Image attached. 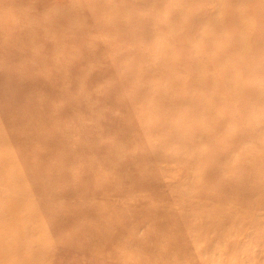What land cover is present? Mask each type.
<instances>
[{"label":"bare ground","instance_id":"obj_1","mask_svg":"<svg viewBox=\"0 0 264 264\" xmlns=\"http://www.w3.org/2000/svg\"><path fill=\"white\" fill-rule=\"evenodd\" d=\"M209 1L213 3L217 1V14L213 16L208 28L200 38L213 47L220 48L221 52L211 55L210 47L207 49L204 45L199 46L196 65L200 67L204 63L222 59L226 64L232 66L234 69L233 77L229 81L225 79L228 83V93H224L221 88L217 87L220 76L211 72L202 73L199 85H208L211 96H199L198 99L205 102L201 103L202 107L187 109L186 107L191 101L190 98L184 95L187 84L177 79H163L167 71L169 74H173L184 69L183 66L180 67L181 63L177 57L170 61L165 56L168 50L167 43L158 45L159 51L164 56L162 55L163 58L159 57L160 62L152 67L153 73L158 74V77L153 80V85L156 87L152 94L153 103L156 106H159L160 103L165 105V119H169L175 114L178 115L177 121L169 126L170 129L166 133L165 139L168 144L175 143L178 146V154L160 152L155 148H152L149 152L141 151L137 147L130 150L126 142L127 139H132L134 142L142 140L141 133L137 131L134 125L130 129L128 127L124 128L120 137L113 139L109 145H102L99 139L106 134L105 131L90 133L88 129L85 130V125L81 121H72V125H70L59 118L60 116L71 115L73 110L83 113V108L77 103L60 109L54 106V101L58 102L66 99L75 92L79 95L78 99L80 101L90 100L91 98V95L82 94L83 89L91 82L89 79L91 72L81 67L92 55L89 56V53L83 51L79 45H77L79 50L77 49V52L72 53L71 48L76 42H70L67 39L69 35L87 31L91 28L83 16L89 13L87 5L72 3V5L59 9L54 17L39 21L36 18L37 11L35 8L24 10L21 8L22 6L18 7L16 5V0L0 1L2 10V13H0V63H5L8 61L6 56L14 54L13 47L19 40V47H16L18 50L24 49V54L27 50L33 52L29 56L26 55L30 58L24 66L26 71L24 77L34 71L37 73L41 71L52 73L49 78H39V86L34 92V102L31 105L29 103V108L23 105L21 109L11 112V114L15 112L18 116L23 117H20V119L13 118L4 123L0 120V123L4 124L5 127L2 132L0 131V145L5 146V142L8 146L16 148L17 154L12 157V161L14 164L23 162L19 166L22 169V177L19 178L31 179L35 183V185L33 184L34 188L31 184L29 188H25L26 194L28 189L32 194L37 193V190H44L36 208L34 203L30 208L37 212V209H39L43 214L55 216L56 222L52 229L57 231L66 241L68 246L65 247H75L84 253H99L100 256L116 258L119 259V264H191L193 262L184 258L174 259L175 261H169L170 259H168L169 255L179 246L180 239L184 237V241H189L183 233L184 229L193 232L194 238L190 240L194 245L192 246L198 248L203 243L200 235L207 232L202 231L200 225L210 224L212 227L217 226L220 220H227L231 225L232 233L242 232L244 227L242 219H235V213L238 209H242V215L248 227L254 219L252 212L254 208L246 199L240 197L249 190L244 191L238 184H234L240 177L237 170L248 168L251 159L235 155L232 158L229 156L231 159L224 157L223 164H221L222 160L219 162L217 159L219 155L216 157L213 154V152L217 153L218 151L216 143L213 144L216 130L212 128L211 124L216 119L223 123L230 119L226 113L216 109L219 101L228 106L232 104V107H237L239 103V107H241L240 104L245 98L244 91L247 93L249 90L247 82L243 79L245 74L243 70L246 66V59L249 57L248 47L251 46V29L253 27L251 22H254L252 16H255L254 12L259 9L253 6L252 11L245 4L230 7L227 0ZM20 2L22 3V1ZM181 3L172 6L176 10L182 8L175 26L183 31L187 27L188 21L186 20L197 17L202 10L198 6L196 11L191 13L187 11L190 0H182ZM118 5L109 4L106 6L107 12L104 21L115 22V29L119 32L122 27L119 20ZM232 13H236L239 17V20H236L239 26L235 30H238L239 35H241L243 46H235L232 36L225 35L228 30V19ZM132 23L136 22L134 19L128 18L127 24ZM166 24L173 25L172 22H169V19H167ZM92 26L94 27V25ZM17 33L21 37H17ZM211 33L221 37L214 39ZM39 35L45 36V39H40ZM48 38H51L52 41ZM169 42V47L176 46V40L171 39ZM34 43L36 44L35 50L31 47ZM261 45L264 46V40ZM34 54L36 59L33 58ZM23 58L24 55L21 59ZM96 58L94 56L93 59ZM258 71L264 74V65ZM1 74L4 76L5 73L1 71ZM31 84L32 82L26 84V90ZM57 84L63 85L61 91L54 89ZM35 85H38V81L35 82ZM253 86L257 88L255 92L259 93L256 101L259 104L260 99L264 96V86ZM150 87L152 89L153 86ZM219 89H221V93L218 92ZM47 90L58 92L60 97L47 95L49 93ZM117 91L111 90L112 93ZM107 93L110 94V92ZM159 96H161L160 100ZM252 107H255L254 103ZM188 110L189 112H187ZM85 111L91 112L90 110ZM203 113L208 117H201ZM95 124L100 125V122L96 121ZM157 129L152 126H145L142 128V132H152ZM13 132L14 135H12ZM243 132L239 130L231 131L227 142L233 141L236 136L240 137V133ZM203 135L209 142H212L213 147L197 148L196 140ZM187 153H191V157L187 158L185 156ZM172 154L178 156L180 162L194 164L188 186L193 190L198 189V196L203 193L202 195H208L210 198V203L206 206L201 204L205 207L196 211L191 219L185 212L191 211L198 205L192 204L193 197L190 198L188 195L176 192L174 198H170L171 200L163 198V202H166L167 205L161 207L148 206L146 208L140 207L137 200L130 198L127 194L129 193L127 189L133 186L137 187L143 177H152L157 182L161 181L162 178L156 175V172L152 174L146 172V175L144 173L133 174L136 165H150L152 161L161 162ZM6 161L7 157L0 154L1 169L5 166ZM211 172L218 174L213 184H211ZM134 175H137V177H133ZM14 176V172L9 174L0 172V177H3L2 179L7 187L10 179ZM105 177H111V182L107 183ZM254 181L257 183L258 180L254 179ZM57 182L67 183V185L56 187L55 183ZM126 194L127 196L124 199L122 198L123 205H110L109 199L111 197H122ZM97 195H102L101 200L95 199ZM16 196H18L16 190L0 194V199L4 201L3 205L0 202V220L6 218L9 223V227L4 226L0 233L6 234L10 231L14 234L17 230L20 236L25 229L21 225L15 228V221L19 225V219L26 213L31 218L37 219L29 209L25 208V211L21 205L28 194L23 195L22 198L18 196L19 208L16 204H8L12 203ZM77 199H81L82 202L88 204H84L82 208L72 205L70 207H73V209L60 210L63 205ZM45 200L51 201L54 205L51 208L46 207L43 204ZM125 202L131 203L132 208L127 206ZM193 203H196V201H193ZM56 207L59 213H62H57ZM105 214L106 217L103 218ZM143 220L153 221L154 225H149L143 235H138L136 230ZM156 220H159L158 224H156ZM167 220L172 223V229L164 228L165 225L169 224ZM126 233H130V236L124 238L121 244L119 238ZM206 234V240H210L209 234ZM103 245L105 247L111 245V247L109 250L101 252L100 249ZM126 245L131 250L127 249ZM9 246H12V244L2 246L0 241V258L4 257L9 249L13 257L18 255V246L15 247V250ZM219 246L225 248L227 246L226 241H222ZM211 255L209 254L208 257Z\"/></svg>","mask_w":264,"mask_h":264},{"label":"rangeland","instance_id":"obj_2","mask_svg":"<svg viewBox=\"0 0 264 264\" xmlns=\"http://www.w3.org/2000/svg\"><path fill=\"white\" fill-rule=\"evenodd\" d=\"M68 1L16 0V5L18 7L22 6L21 8L24 10L35 8L37 11L36 18L39 21L54 17L59 12V9L61 10L64 7L72 5V3L87 5V11L89 13L83 16L86 19L85 21L90 24L91 30L89 29L74 35H69L67 39L70 42H76L71 48L72 53L77 52V49L79 50L77 46L79 45L83 51L89 53V56L92 55L81 67L91 72L89 76L91 82L82 91V94L86 93L91 95V98L90 100L80 101L78 99L79 95L75 94V92L66 99L58 102L54 101V106L60 109H64L70 105H76L77 103L83 108V113L73 110L71 115L60 116L59 118L70 125H72V121H81L85 125V130L88 129L90 133H96L101 130L105 131L106 134L99 139L102 145H109L113 139L120 137L124 128L128 127L130 129L134 125L137 131L141 133L142 140L140 142L135 141V143L132 139H127L126 142L130 150L137 147L141 151L149 152L152 148H155L160 152L178 154V146L175 143L168 144L165 141L166 133L170 129L169 126L177 121L178 115L175 114L171 118L165 119V105L158 103L159 106H156L153 103L154 98L152 94L154 88H156L153 85V80L158 77V74L156 73L155 75L153 73L152 67L154 64L160 62L161 59L158 58L163 55L159 51L158 45L167 43L168 50L165 56L170 61L177 57L181 63L180 67L183 66L184 69L178 72L176 71L173 74H169L167 71L163 79H177L187 84L184 95L191 99L186 107L187 109L202 107L201 103L205 102L198 99L199 96H211L208 85H199L201 80L200 75L202 73L211 72L220 76L221 78L217 77V87L221 88L224 93H228V83L225 79L229 81L233 77L234 69L232 66L226 64L222 59L210 63L203 62L204 64L200 65V67L196 65L199 46L204 45L207 49L210 47L211 55H216L221 52L220 48L213 47L200 38L208 28L213 16L217 14V1L213 3L209 0H190L187 11L193 13L198 6L202 11L197 17L186 20L188 21L187 27L183 31L175 26L177 25L178 16L182 8L176 10L173 7L182 4V0ZM109 4H119V20L121 21L120 25L122 27L119 32L115 29V22L104 21L107 12L106 6ZM227 4L230 7L245 4L252 11L253 6L259 10L254 12L256 14L255 16H252L254 22H251L253 23L251 29L252 38L250 40L251 46L248 47L249 57L246 59V66L243 70L245 73L243 79L247 82L249 90L247 93L244 91L245 98H243L240 104L241 107H239V103L237 107H232V104L228 106L221 101L218 102L216 109L226 113L230 119L224 123L216 119L211 124L212 128L216 130L213 144L216 143L218 151L217 153L213 152V154L216 157L219 155L217 159L219 162L222 160L220 162L221 164H223L224 157L232 158L235 155H241V157L251 159L248 168H239L237 170V174L240 177L234 184H238L244 191L249 190V192L240 197L246 199L251 207L254 208L252 211L254 219L248 227V224L246 225L244 221L242 209H238L235 213V219H242L244 223L242 232L232 233L231 225L227 220H220L217 226L214 225L212 227L210 224L200 225L201 230L207 232L200 235L201 242L203 243L198 248H194L190 240L194 238L193 232L189 229H184L183 233L188 237L189 241H184V237L180 239L179 246L169 255V261L184 258L187 261L193 262L191 264H264V96H262L259 104H257L256 101L259 93L255 92L257 88L253 86H264V74L258 71L264 65V46L261 45V42L264 40V0H227ZM0 13H2L1 7ZM236 13L230 15L228 19V30L225 35L232 36L235 46H243L241 35H239L238 30H235L239 26L236 21L239 20V17ZM128 18L134 19L136 23L127 24ZM167 19L173 25L166 24ZM212 35L214 39L221 37ZM17 37H21V35L17 33ZM39 37L40 39H45V36L39 35ZM171 39L176 40V46L169 47V41ZM48 40L52 41L51 38H48ZM16 47H19V40L13 47L14 54L6 56L8 61L5 63H0V120L3 123L13 118L20 119V117H23L18 116L15 112L11 114V112L21 109L23 105L29 108V103L31 105L34 102V92L39 86V78H49L52 74L47 71H41L39 73L34 71L24 77L26 73L24 66L30 58L26 55L29 56L33 52L27 50L24 54V49L21 48V50H18ZM31 47L35 50L36 44H32ZM23 55L24 58L21 59ZM94 56L97 57V60L93 59ZM33 58L36 59L35 54ZM1 71L5 73L4 76H2ZM24 81L26 84L32 82L30 86L27 85L29 86L27 90ZM36 81H38V85H35ZM120 85H122L121 89ZM150 86H153L152 89ZM223 86L225 87L223 88ZM54 89L61 91L63 85L57 84ZM221 89L218 92L221 93ZM111 90L118 91L112 93ZM47 91H49L47 95L51 97H60L58 92ZM107 92H110V94ZM160 98L161 96H159V100ZM253 103L255 107H252ZM85 110H90L91 112L88 113ZM201 117L207 118L208 115L206 116L203 113ZM96 121H99L100 125H96ZM145 126H152L158 129L143 133L142 128ZM4 129V124L0 123V131L2 132ZM233 130L244 132L240 133V137L236 136L233 141L227 142V138L229 139V134ZM12 135H14V132ZM4 144L5 146L0 145V154L5 155L7 161L4 163L5 166H3V169L0 168V172L5 174L14 172L15 176L10 179L8 187L2 179L3 177H0V194L4 192L9 193L14 190H16L17 195L21 198L28 194V197H25L23 201L21 200L23 202L21 205L24 209H29L37 219L31 218L25 212L26 214L19 219L20 224L17 225L15 221L14 225L15 228H18L20 225L21 227L24 226L25 230L21 232L20 236L17 230L14 234L10 231L6 234L0 233L2 246L12 244L9 247L14 250L16 246L19 248V253L16 257L12 256L9 249L8 253L0 258V264H119V259L116 258L100 256L99 253H84L75 247H65L68 246L66 241L57 231L52 229L56 222L55 216L43 214L39 209H37V212L30 208L33 203L36 208L38 200L41 194L44 193V190H37V193L32 194L28 189L26 194L25 188H29L30 184L34 188L33 184L35 185V183L31 179L19 178L22 177V169L19 166L23 162L14 164L12 157L17 154V150L15 147L8 146L5 142ZM213 144L204 135L198 137L196 140L197 148L200 149L213 147ZM185 156L189 158L191 157V153H187ZM257 163L258 165H256ZM193 167V163L186 164L180 162L178 156H174L173 154L168 155L161 162L152 161L150 165H136L133 174L144 173L146 175V172L150 174L156 172L155 174L162 178L161 181L157 182L152 177H143L137 187L133 186L127 189L129 190L127 194L130 198L136 199L140 207L146 208L148 206L161 207L167 205L166 202H163L164 199L171 200L170 198H174L173 196L176 195V192L182 195H188L190 198L193 197L192 204L198 205V207L193 208L191 211L185 212V214L189 215V219H191L196 211H199V209L210 203L208 195H202L203 193H201L198 196V189L193 190L188 186V180ZM210 174L212 177L211 184H213L218 174L215 172H211ZM133 177H137V175ZM104 179L107 183L112 180L111 177H105ZM254 179L258 180L257 183ZM66 185L67 183L63 182L55 183L56 187H65ZM127 194L122 197H111L109 199L110 205H123L122 198L124 199ZM18 196H16L12 203L8 204H16L19 208ZM101 198L102 195L95 197L96 200H101ZM193 201H196V203H193ZM0 202L3 205L4 201L0 199ZM43 204L48 208L54 205V203L48 200H45ZM84 204L87 205L88 203L77 199L73 202H68L67 205H63L60 207V210L73 209V207H70L72 205L82 208ZM125 204L132 208L131 203L125 202ZM101 210L104 212L103 209ZM57 213H59L58 209ZM105 217L106 214L103 215V218ZM155 222L158 224L159 220ZM168 222L169 224L165 225L164 228L172 229V223L170 221ZM151 224L154 225V222L143 220L136 230L137 234L143 235L146 228ZM4 226L6 228L9 227L6 218L0 220V230ZM206 233L209 234L210 240H206ZM127 236L129 237L130 233L120 236L121 244L122 240L127 238ZM218 239L219 241L216 242ZM224 240L227 244L225 248L219 246ZM110 247L111 245L107 247L103 245L100 250L104 252L109 250ZM127 249H130V247L127 246ZM146 250L149 251L147 248ZM209 254L212 255L208 257Z\"/></svg>","mask_w":264,"mask_h":264}]
</instances>
